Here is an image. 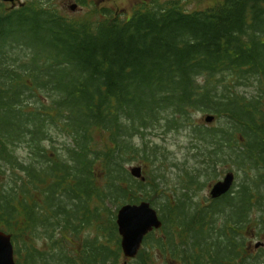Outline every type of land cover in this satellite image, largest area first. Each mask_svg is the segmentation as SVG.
Returning a JSON list of instances; mask_svg holds the SVG:
<instances>
[{
	"label": "trees",
	"instance_id": "1",
	"mask_svg": "<svg viewBox=\"0 0 264 264\" xmlns=\"http://www.w3.org/2000/svg\"><path fill=\"white\" fill-rule=\"evenodd\" d=\"M131 10L86 23L34 2L0 8V229L15 261L155 264L158 253L176 264H260L242 238L250 208L264 211V0ZM195 113L221 121L205 127ZM186 125L205 163L249 177L189 214L164 189L166 157L155 161L147 139ZM184 170L189 191L194 175ZM162 194V226L124 257L118 208ZM226 206L217 232L210 218ZM257 223L264 229V215Z\"/></svg>",
	"mask_w": 264,
	"mask_h": 264
},
{
	"label": "rangeland",
	"instance_id": "2",
	"mask_svg": "<svg viewBox=\"0 0 264 264\" xmlns=\"http://www.w3.org/2000/svg\"><path fill=\"white\" fill-rule=\"evenodd\" d=\"M138 1L103 0L100 6L96 8L82 7L77 12H72L69 7L63 6L61 0H45L41 3L45 7L40 5V3H37L35 0H19L18 3L21 2L26 5L30 2H34L38 8L55 9L64 14V16H67L69 20H85L86 23L87 21L94 23L99 20L98 18L103 17V12H110L111 15L116 14L121 18L126 17V15L130 14L133 7L137 5L140 6L141 3ZM217 1L220 0H146L145 2H147L150 7H158V5L165 6L171 2L178 3L184 10L191 12L193 10H202L203 8L213 5ZM17 4H12L10 7L8 5H0V8H2L4 12H9L10 10H15L21 7V5ZM16 50L19 49L17 48L14 51ZM206 116H212L213 119L211 121H206ZM195 118L197 121L203 122L205 127L217 125L221 121V119H216L211 113H195L192 115V120ZM191 131L192 129L189 125L182 126L179 130H169L167 127H163L156 130L154 134L147 135V139L153 142V144H149L156 146L154 148L157 152V158L155 161L160 162L163 155L166 157V161L163 163L165 175L163 180L166 182L163 184L164 189L166 188L173 191L175 197L178 198L179 205H181V202L185 200V205H183L181 209H183L186 214H189L195 208L209 207L214 200V198L210 195L212 186L217 181L222 180L227 173L231 172L234 175V184L231 189L232 193H228L229 195H234L233 191L240 188L241 181L243 179H249V177L244 175V171L242 169L238 170L236 165L233 163L217 162V164L214 163L211 165L205 163V157L197 154L195 146L196 143ZM51 132L57 136L56 139L58 143H61L64 140V137L61 136L62 134H59L53 129ZM133 142L138 144L139 139L134 138ZM198 143L200 148L204 151L207 144L203 140ZM19 151L22 153V156L26 155V151L24 149L19 150L17 147L16 152L21 155ZM173 163L178 166H172ZM138 165V163H133L128 167L131 169V167ZM184 169H187L189 174L194 175V183L190 185L191 189L189 191L185 190V187L190 178L183 175L185 171ZM157 173H162L161 168L157 170ZM164 195L165 194L159 195L152 201L151 205L158 211L159 205L165 200ZM257 205L258 204L255 202L254 206L250 208L249 215L251 216V220H249L248 225H246L243 238L242 236L240 237L243 239L245 250L254 255V257H257L260 264H264V245H260L261 247H255L254 245L257 241H264V229L262 228V224L257 223L258 220L262 219L264 211L262 210V205L259 207ZM229 213L230 208L226 206L224 211L215 213L213 217L210 218V220L212 219V221H214L213 225L215 226V230L217 232L220 228L222 229L225 226ZM208 230L209 228L207 231ZM155 262V264H176L172 258H161L158 253L155 254Z\"/></svg>",
	"mask_w": 264,
	"mask_h": 264
},
{
	"label": "water",
	"instance_id": "3",
	"mask_svg": "<svg viewBox=\"0 0 264 264\" xmlns=\"http://www.w3.org/2000/svg\"><path fill=\"white\" fill-rule=\"evenodd\" d=\"M13 2L14 0H3ZM212 116H206V121H211ZM131 174L139 178L141 167L134 166ZM234 182L233 173H227L222 180L217 181L210 190L212 198L220 197L228 192ZM117 230L120 235V247L126 258L137 255L142 241L149 232L162 225L157 210L148 201L139 203H125L116 213ZM255 247L264 245V241H257ZM0 264H18L14 258V247L11 234L0 229Z\"/></svg>",
	"mask_w": 264,
	"mask_h": 264
},
{
	"label": "flooded vegetation",
	"instance_id": "4",
	"mask_svg": "<svg viewBox=\"0 0 264 264\" xmlns=\"http://www.w3.org/2000/svg\"><path fill=\"white\" fill-rule=\"evenodd\" d=\"M35 1L37 3H40V5L43 6V4H41V3H43L45 0H35ZM102 1L103 0H61L62 5L69 7L72 12H77L82 7H84V8H89V7L96 8V7L100 6V4L102 3ZM145 1L146 0H140L138 2L143 3V4H147V2H145ZM18 2H19V0H16L13 3L8 2V1L0 0V5H2V6L8 5L10 7L12 4H17ZM17 5H21L22 6L24 4H22L20 2ZM137 6H139V5H137ZM140 6H141V4H140ZM43 7H45V6H43Z\"/></svg>",
	"mask_w": 264,
	"mask_h": 264
}]
</instances>
